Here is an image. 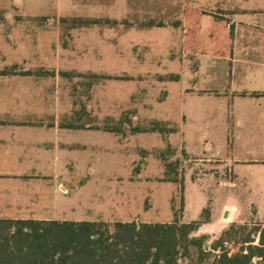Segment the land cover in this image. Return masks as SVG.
I'll use <instances>...</instances> for the list:
<instances>
[{
  "label": "rangeland",
  "instance_id": "rangeland-1",
  "mask_svg": "<svg viewBox=\"0 0 264 264\" xmlns=\"http://www.w3.org/2000/svg\"><path fill=\"white\" fill-rule=\"evenodd\" d=\"M33 5L45 15L35 20L8 15L16 8L2 4L1 36L13 28L28 37L37 30V50L23 51L28 66L75 75L58 82V112L102 132H76L58 161L28 163L36 169L52 166L56 178L7 177L24 170L19 163L1 162V219L110 225L209 219L195 234L209 236L208 252L230 228L264 224V164L226 167L217 158H204L218 153L230 160H264L257 140L262 104L237 95L258 87L250 80L239 83V68L231 63L235 52L242 58L252 51L230 46L236 40L230 13L239 7L257 9L250 16L253 33L264 36V0H34ZM188 8L199 9L198 17H186ZM75 18L118 25L72 28ZM152 20L163 27H141ZM253 42L261 45L264 38ZM156 126L165 130L134 132ZM117 128L121 133L112 134ZM162 153L167 163H179L183 186L165 182ZM230 243L232 248L225 246L230 254L239 253L241 245ZM217 255L200 260L193 251L181 263L213 264Z\"/></svg>",
  "mask_w": 264,
  "mask_h": 264
},
{
  "label": "trees",
  "instance_id": "trees-1",
  "mask_svg": "<svg viewBox=\"0 0 264 264\" xmlns=\"http://www.w3.org/2000/svg\"><path fill=\"white\" fill-rule=\"evenodd\" d=\"M69 21L62 20L64 23ZM71 22L72 28L118 25V21L111 19L75 18ZM141 27H163V24L156 25L152 20L141 24ZM161 130L165 129L156 126L149 130L136 128L134 132L155 133ZM110 131L121 133L122 130ZM167 152L172 154V149L169 147ZM167 157V154H161L167 172L165 182L183 186L178 172L179 163H167ZM208 223L209 219L190 223L176 219L171 223L116 222L110 225L106 222L0 218V264H182L181 260L191 258L193 251L200 260L220 252L213 264H264V224L253 228L232 227L212 243L208 252L209 236L193 235ZM233 240L241 245V249L231 255L225 243Z\"/></svg>",
  "mask_w": 264,
  "mask_h": 264
},
{
  "label": "crops",
  "instance_id": "crops-1",
  "mask_svg": "<svg viewBox=\"0 0 264 264\" xmlns=\"http://www.w3.org/2000/svg\"><path fill=\"white\" fill-rule=\"evenodd\" d=\"M24 1H27L28 6L26 13L22 11ZM9 2L16 9L8 10V15L34 18V20L45 15L32 9L35 6L33 5L34 0H0L1 5ZM1 5L0 10H2ZM185 12L186 17H193V15L198 17L199 9L188 8ZM257 12V9L246 7H239V9L231 11V24H235V27H232V34L236 35V40L230 46L234 51L237 49L252 51L250 56L244 54L242 58H239L235 52L231 63L237 64L239 68V83L245 84L250 80L258 87L254 92L245 90L237 95L241 96L244 101L252 99L262 104L260 105L262 116L258 126L257 140L258 144H262L264 147V43L260 45L253 42L254 39L264 38V36L260 37L253 33L255 22L254 18H250V16L254 17ZM229 28L231 29V27ZM19 30L10 29L3 36L0 31V72L13 71L11 74H0V163H19L17 167L24 170L8 174L7 177L15 179L56 178L58 171L52 166L47 168L46 165H41L39 169H36L33 166L29 167L28 163L58 161L59 157L68 154L72 144L71 137L77 134L76 132H102V128L97 125L72 123L67 120L68 114L62 116L58 112L60 107V99L56 98L58 82L63 79L71 80L75 75L69 72L58 73L43 68L29 67L28 65L31 63L28 58L24 57L23 51H34L38 48L37 30L30 32V37L26 34L23 35ZM258 48L260 53L255 52ZM252 59H254V65L249 63ZM24 64L28 68H24ZM39 71L43 73L38 74ZM63 73H69V75ZM215 95L220 96L221 94ZM228 105L230 106V104ZM112 134L116 133L112 132ZM247 152H251V150ZM187 154L192 156L188 151ZM204 158H217L226 167L229 166V162L264 164V160H241L236 156L230 160L218 153L204 156ZM260 186H262V182L257 184L254 190ZM226 215L228 216L227 213ZM200 232L201 228L194 232V236H198L195 234Z\"/></svg>",
  "mask_w": 264,
  "mask_h": 264
},
{
  "label": "built area",
  "instance_id": "built-area-1",
  "mask_svg": "<svg viewBox=\"0 0 264 264\" xmlns=\"http://www.w3.org/2000/svg\"><path fill=\"white\" fill-rule=\"evenodd\" d=\"M225 246L227 247V248H232V244L231 243H225ZM218 253H220V252H218Z\"/></svg>",
  "mask_w": 264,
  "mask_h": 264
},
{
  "label": "water",
  "instance_id": "water-1",
  "mask_svg": "<svg viewBox=\"0 0 264 264\" xmlns=\"http://www.w3.org/2000/svg\"><path fill=\"white\" fill-rule=\"evenodd\" d=\"M226 217H227V215H226Z\"/></svg>",
  "mask_w": 264,
  "mask_h": 264
}]
</instances>
